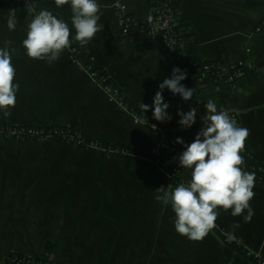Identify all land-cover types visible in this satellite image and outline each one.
Returning <instances> with one entry per match:
<instances>
[{
  "label": "crops",
  "instance_id": "obj_1",
  "mask_svg": "<svg viewBox=\"0 0 264 264\" xmlns=\"http://www.w3.org/2000/svg\"><path fill=\"white\" fill-rule=\"evenodd\" d=\"M33 2L71 26L68 5ZM26 4L0 0V47L12 50L14 83L19 84L17 103L10 115L0 111V124L70 126L104 147L55 140L20 143L0 136V261L19 253L43 255L49 264H253L225 245L224 237L240 239L264 259V184L255 180L251 221H245L246 211L232 216L231 210L221 208L218 227L203 240L178 234L175 213L155 199L156 189L177 186L153 159L160 130L136 122L133 112L112 100L99 79L71 62V47H79L140 109L142 102L152 105L150 87L165 76L166 53L155 42L121 38L116 17L121 11L151 20L152 3L100 0L103 30L87 45L73 41L51 64L30 58L22 46L31 19ZM13 11L17 26L10 31ZM180 13L197 36L203 60L220 62L225 76L238 66L244 74L235 85L225 80L205 85L199 105L192 106L198 114L190 129L181 128L177 113L191 107L170 106L177 136L192 142L202 127L204 104L212 99L250 130L248 148L264 162V32L255 31L264 18V0H181ZM198 76L190 72V77ZM145 114L159 128L167 122L156 120L151 108ZM120 149L127 153L120 154ZM182 151L179 144L174 166L178 180L185 183L191 172L179 165ZM241 154L252 172L251 158L245 151Z\"/></svg>",
  "mask_w": 264,
  "mask_h": 264
},
{
  "label": "clouds",
  "instance_id": "obj_2",
  "mask_svg": "<svg viewBox=\"0 0 264 264\" xmlns=\"http://www.w3.org/2000/svg\"><path fill=\"white\" fill-rule=\"evenodd\" d=\"M54 2L58 8L70 7L71 26L63 17L48 9L37 10L33 0H27L26 10L31 19L22 41L30 58L45 60L49 64L57 61L73 41H78L81 46L87 45L104 28L99 23L100 0ZM16 26L17 17L13 11L8 18V28L14 31ZM72 28L75 29L74 37ZM15 76L12 50L0 47V111L5 115H10V108L17 103L19 84L14 83ZM186 78L184 70L174 67L171 76L159 83L152 105L142 102L141 108L144 112L151 108L158 121L171 120L168 112L170 103L166 102L163 92L167 89L174 96L178 94L183 100H190L196 92L182 83ZM204 108L205 114L200 117L202 127L192 142L176 138V142L183 146L178 157L179 165L190 170V180L167 190L158 188L155 196L157 201L170 206L175 213L176 232L193 241L203 240L218 227L216 221L221 208L231 210L232 216L244 215L246 211V222L251 221L254 215L250 201L255 196L256 174L246 170L245 158L241 154L250 130L240 126L228 109L218 108L212 99L204 104ZM177 114L181 128L190 129L196 124L197 107H191L187 112L179 110ZM234 227H239V224Z\"/></svg>",
  "mask_w": 264,
  "mask_h": 264
},
{
  "label": "built area",
  "instance_id": "obj_3",
  "mask_svg": "<svg viewBox=\"0 0 264 264\" xmlns=\"http://www.w3.org/2000/svg\"><path fill=\"white\" fill-rule=\"evenodd\" d=\"M14 4L23 5L27 3V0H6ZM152 2V0H149ZM155 10V15L151 20L142 22V20L130 15L126 14L124 12L118 11L117 12V22L119 24V35L121 38L125 40H135L138 42L142 41H152L157 43L158 45L162 47V49L165 51V53H173L172 58L175 60L180 59V53L177 52V54H174L176 45L178 43V39L174 32L172 31V11L167 6V3H164L161 6H153ZM39 10V9H37ZM158 41L160 43H158ZM71 62L74 64H77L79 66H83L87 68L91 75L97 79H99L103 84V90L111 96V99L114 100L121 108L130 109L123 101V99L117 94V92L111 88L107 83L106 79L101 77L96 71L92 69L91 65H83L80 58H79V50L76 46H72L69 53ZM179 66L182 70H184L186 73L190 75V72L192 70H195L199 73L198 77H208L213 72H215L220 80L222 79L224 75V68L223 65L220 62L216 63H204L202 65H199L197 61L190 60L187 65L183 66L181 64L175 63V66ZM234 69V70H233ZM231 69V71L228 74L229 80L233 78H240L244 72L241 66H238L236 68ZM233 70V72H232ZM172 73V72H171ZM171 73L169 77L171 76ZM226 81V80H225ZM183 83V82H182ZM188 87V86H187ZM159 90V88L155 89L150 87L151 94L155 95V93ZM169 91V90H168ZM163 95L165 97L166 102L170 103V106H183V107H192L195 106L197 102L196 97H192L190 100H183L180 95H173L171 91L166 92L164 90ZM131 110V109H130ZM132 111V110H131ZM133 112V111H132ZM135 121L136 122H145L149 124L153 129H159L160 130V141L158 145L153 149V157L158 155L159 151L167 146V124L170 123L171 120H168L165 125L162 127H158L153 122H148L145 119L139 117L136 113H134ZM235 118L236 115L232 114ZM237 120V119H236ZM77 135V134H76ZM0 136H3L6 139H13L16 141H25L30 139H36L38 141H48V140H55L60 139L64 142H74L76 144L82 145L83 139L78 136L75 137L74 134L65 132L64 130H46L39 126H20L11 128L10 126H6L3 124H0ZM87 147H96L101 148L104 147V145L99 144L94 141L88 142ZM117 152L120 154H126L127 151L125 149H120ZM166 169L165 167H162ZM167 170V169H166ZM168 171V170H167ZM169 172V178H178L179 171L178 168L175 166L173 169ZM238 242L241 244V240L237 239ZM255 258L258 259L259 264H264V259H262L258 254L253 253ZM9 257V256H7ZM11 260V263H18V264H49V262L41 259H36L34 256H22V258H18L17 256H11L9 257Z\"/></svg>",
  "mask_w": 264,
  "mask_h": 264
},
{
  "label": "trees",
  "instance_id": "obj_4",
  "mask_svg": "<svg viewBox=\"0 0 264 264\" xmlns=\"http://www.w3.org/2000/svg\"><path fill=\"white\" fill-rule=\"evenodd\" d=\"M152 5L157 7L161 6L164 3H167V6L171 9L172 11V31L176 35L178 39V43L175 48L174 54H177V52L180 53V59L175 60L172 58L171 53H166L167 57V69L165 72V76L155 84H153L151 87L157 89L159 83H161L165 78L169 77L170 73L172 72V69L175 66V63L181 64L183 66L187 65L188 62L192 59L198 62L199 65H202L204 63H216L217 61H207L203 60L200 57L199 53V45H198V39L196 34L191 30L189 27L188 22L185 20V18L181 15L180 13V4L181 0H152ZM40 10V9H39ZM145 22V21H142ZM255 31L257 32H264V18H262L256 25ZM73 37V35H72ZM71 38V37H70ZM158 43H160L158 41ZM160 45V44H159ZM79 50V58L82 62L83 65H91L92 69L96 71L101 77L106 79V83L113 88L117 94L123 99L124 103L134 112L136 113L139 117L145 119L148 122H152V118L149 115H146L145 112L140 109L134 102H132L129 97L121 90V88L116 84V82L109 76L108 72L95 64L89 57L88 55L82 51L79 47H77ZM234 70V69H233ZM232 70V72H233ZM224 80L232 83L235 85L237 80L239 78H233L229 80L228 76H223ZM220 80L219 76L213 72L210 76L208 77H195L192 78L190 75L187 73V78L182 81L183 84L188 86L189 88H194L196 94L194 93V97L197 98V102L195 106L199 105L198 98L200 96V93L205 89V85L209 82H218ZM166 92H169L167 89H165ZM167 124V146L162 148L158 155L154 156L153 159L155 163L160 166V167H165L168 171L171 172V170L174 167V161L175 158L179 152V143L176 142L177 136V123L175 120L171 119L170 123ZM3 125L10 126L11 128L15 127H20V126H30V125H16L13 123H5ZM46 130H53V129H58V130H64L65 132L74 134L75 137L77 138L80 136L83 139L81 147L87 148L88 142L94 141L99 144L103 145V142L89 138L85 136L81 131H79L77 128L70 127V126H65V125H53V126H40ZM78 136H77V135ZM28 141H38L36 139H30V140H25V141H18L20 143H25ZM55 141H61L60 139H55ZM245 153L249 155L252 161V172L256 174V181L260 184H264V162L259 159L257 156H255L248 148L247 142L245 141V148L244 150ZM179 171V170H178ZM169 173V172H168ZM170 183L172 185H178L180 181L178 178H170ZM238 238H231V237H224L222 242L230 247L235 253L247 258L249 261H251L253 264H259L258 259L255 258L254 254L251 253L247 248H245L242 244H240L237 240ZM11 256H17L18 258H22L24 256L23 254L19 253H12L9 255ZM9 257H6L4 260L0 261V264H18V263H11V260ZM36 259H41L49 262L47 258L43 255H35L34 256Z\"/></svg>",
  "mask_w": 264,
  "mask_h": 264
},
{
  "label": "rangeland",
  "instance_id": "obj_5",
  "mask_svg": "<svg viewBox=\"0 0 264 264\" xmlns=\"http://www.w3.org/2000/svg\"><path fill=\"white\" fill-rule=\"evenodd\" d=\"M249 250V249H248ZM251 253H255V252H252L251 250H249ZM255 254H258L260 257L261 255L259 253H255ZM262 258V257H261ZM263 259V258H262Z\"/></svg>",
  "mask_w": 264,
  "mask_h": 264
}]
</instances>
